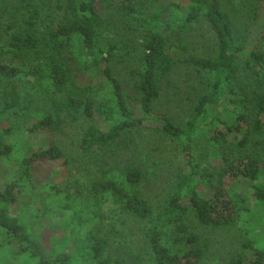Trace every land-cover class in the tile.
<instances>
[{"label":"trees","instance_id":"obj_1","mask_svg":"<svg viewBox=\"0 0 264 264\" xmlns=\"http://www.w3.org/2000/svg\"><path fill=\"white\" fill-rule=\"evenodd\" d=\"M119 3L129 14L136 11V0ZM104 4L109 3L0 0V28L4 30L0 38V158L13 163L17 172L0 191L1 236L17 250L15 258L23 254L31 264H122L110 254L109 239L93 230L102 227L104 208L113 205L120 213L146 224L152 264H201L210 243L192 228L191 218L212 230L233 226L238 209L225 177L257 180L264 172V50L258 46L259 35L246 38L241 44L236 42L233 17L224 0H186L184 4L170 3L165 8L175 10L170 16L181 17L186 23L207 21L215 33L216 49L212 56L186 59L188 64L212 77L209 90L199 96L191 118L183 126L165 118L160 127L165 135L181 144L184 161L173 188L161 204L154 206L146 198L142 189L145 174L131 164L123 169L111 165L101 168L100 177L85 188L84 196L80 189L72 194L69 187L48 184L55 195H65L68 201L65 207L72 210L67 224L75 229L73 253L64 248L52 255L33 237L30 226L11 212L12 205L32 183L36 162L67 160L55 139L28 156L15 157L16 148L8 137L18 131V122L9 121L5 125L9 113L25 118V122L32 120V130L44 129L52 135L68 117H98L107 124V129L94 123L89 125L80 141L81 148L96 156L103 150L120 154L131 147L134 134L146 126L161 97L162 86L174 70L169 38L158 28L164 15L162 9L149 23L150 31L140 47L142 60L129 81L133 94H127L125 84L110 65L119 47L115 41H106L110 22L104 19ZM248 4L255 19L264 13V0H248ZM74 39L80 40L94 68L109 83L107 98L100 96V88L92 81H82L76 75L71 51ZM244 51L251 56L250 67L259 88L242 101L244 110L235 115L237 124L225 123L224 130L217 129L214 134L224 166L218 180L210 181L213 190L206 197L198 188L197 179L202 171L193 148V136L198 122L223 100L225 86L238 78ZM133 102L137 109L131 107ZM139 110L143 116L137 114ZM254 193L264 206V185H255ZM169 237L182 253L172 250L167 243ZM227 264H264V242L257 245L246 239L241 251Z\"/></svg>","mask_w":264,"mask_h":264},{"label":"rangeland","instance_id":"obj_2","mask_svg":"<svg viewBox=\"0 0 264 264\" xmlns=\"http://www.w3.org/2000/svg\"><path fill=\"white\" fill-rule=\"evenodd\" d=\"M107 1L109 4L103 5L104 19L110 22V27L106 30V41H115L119 47L110 65L114 74L125 84L127 94H133L129 81L131 73L139 67L142 60L143 52L140 47L150 31L149 23L152 16L162 9L164 15L158 28L169 38V53L174 59L175 67L162 86L161 97L146 126L139 134H134L131 147L120 154L112 155L107 151L106 154L103 150L96 156L85 153L81 148L80 141L89 125L94 123L107 129V124L98 117H68L60 130L52 135L48 130H32V120L25 122V118L19 119L9 113L5 125L10 124L9 121L18 122V131L8 137L16 148L15 157L28 156L31 151L46 147L53 139L66 156V162H36L33 165L32 183L20 194L11 209L12 214L30 226L33 237L42 243L48 255L64 248L73 253L75 229L67 224L72 210L65 207L68 202L65 195H55L47 185L69 187L72 194L80 189L83 192L81 196H84L85 188L100 177L101 168L111 165L123 169L131 164L145 174L143 192L154 206H158L173 188L180 166L184 163L181 144L160 130L163 120L169 118L175 124L183 126L191 118L199 96L206 93L212 83L210 75L186 62L192 56H212L215 53L216 37L210 24L205 20L186 23L181 17L175 19L170 16L175 10L165 11L168 4H184L186 0H136V11L130 14L121 8L119 0ZM224 2L233 17L236 42L241 44L246 38L259 35L258 46L264 50V34H260L264 30V13H259L255 19L248 0ZM3 33V28H0V38ZM124 44H127L125 49L122 48ZM71 51L76 75L82 81H92L100 88V96L107 98L109 83L94 68L79 39L72 41ZM247 52L244 51L242 55L238 78L225 86L223 100L219 105L212 106L208 116L198 122L193 136V148L202 171L197 179L198 188L206 197H210L213 190L210 181L218 180L224 166L214 134L217 129L224 130L225 123L237 124L235 115L244 110L242 101L259 88L250 67L252 59ZM236 100L241 103L237 104ZM131 107L138 108L134 102ZM137 114L142 115L140 110ZM16 173L13 163L0 158V191L16 177ZM224 181L238 209L236 224L212 230L202 227L191 218L192 228L210 243V249L201 264H227L231 257L241 251V244L246 239L257 245L264 242V206L254 193L255 185H264V172L257 180L225 177ZM103 219L102 227L96 226L93 230L100 231L102 236L109 239V252L113 257L122 264H152L146 243L145 223L120 213L113 205L104 208ZM1 234L0 231V264L33 263L23 254L15 258L17 250ZM167 243L174 252L182 253L183 250L174 245L170 237L167 238Z\"/></svg>","mask_w":264,"mask_h":264}]
</instances>
